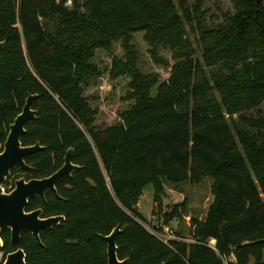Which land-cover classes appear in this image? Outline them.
<instances>
[{"label": "trees", "instance_id": "16d2710c", "mask_svg": "<svg viewBox=\"0 0 264 264\" xmlns=\"http://www.w3.org/2000/svg\"><path fill=\"white\" fill-rule=\"evenodd\" d=\"M203 1L0 0V151L28 95L35 120L19 143L43 147L2 188L49 177L67 149L76 167L55 185L57 198L27 202L25 212L62 220L39 233L40 245L19 236L24 264H106L100 237L115 226V256L126 264H264V0H233L217 23ZM137 33L154 65L167 68L159 52L169 53L164 81L139 69ZM114 43L121 56L105 73L128 79L122 100L131 105L98 129L83 89L101 76L96 51ZM204 177L211 202L202 220L189 218V243L163 244L144 229L135 206L145 186L156 201L162 182ZM182 216L184 200L162 224ZM0 241L3 257L14 251L8 230Z\"/></svg>", "mask_w": 264, "mask_h": 264}, {"label": "rangeland", "instance_id": "374dc122", "mask_svg": "<svg viewBox=\"0 0 264 264\" xmlns=\"http://www.w3.org/2000/svg\"><path fill=\"white\" fill-rule=\"evenodd\" d=\"M176 2V0H173ZM188 2L192 0H187ZM233 0H204L202 8L207 11L206 21L217 23L221 20V13L231 10V2ZM69 5V0L66 6ZM185 29H187L185 27ZM191 39V35H189ZM132 44L138 52V67L142 73H156L159 75V80L164 81L168 77L169 67L172 61L169 58V53L160 51L159 55L168 63V67H159L154 65L147 54V46L141 38V34H134ZM112 56L120 57L121 51L118 43H114L110 53L96 51L93 58L94 64L101 71V76L93 84H90L83 89V97L88 101L91 107L97 109L94 125L98 129L114 125L117 119V113L126 110L131 102L123 101L122 97L127 91V81L125 77H118L115 80H109L105 73L108 69L110 58ZM199 53H196V57ZM162 193L157 196L156 201L152 200V188L147 185L143 188L141 196L137 200L135 210L144 219L141 225L145 230L161 232L162 227L172 230V235L179 241L189 243V218L202 220L208 205L211 202L209 186L211 180L207 177L202 178L197 185L191 183H181L176 186L163 182ZM185 201V216L181 219L171 220L167 225L162 224L161 216L172 205L179 204ZM153 229V230H152ZM178 233L179 236H176ZM209 246L213 242L208 243ZM4 257L0 253V264Z\"/></svg>", "mask_w": 264, "mask_h": 264}, {"label": "water", "instance_id": "95a60500", "mask_svg": "<svg viewBox=\"0 0 264 264\" xmlns=\"http://www.w3.org/2000/svg\"><path fill=\"white\" fill-rule=\"evenodd\" d=\"M2 43H0V49ZM34 95H28L24 100L21 111L12 120L8 126V132L2 144L0 151V231L9 230V242L11 246H16L19 236L22 233H28L34 239L37 245H40L38 235L44 230H48L57 225L62 217L39 218L40 210L24 212L27 201L38 198L43 201L44 193L50 192L57 198L54 185L62 179L70 177L73 170L76 169L70 163L71 149H67L62 158L61 167L49 177L40 180L24 181L22 179L13 182V188L9 192H4L2 185L7 179L9 173L18 169L26 172L31 170L25 165L26 156L43 150L38 143L32 146L22 147L19 138L24 134V124L35 120V112L30 109L31 101ZM119 233L118 226H115L111 232L100 237L105 243L106 264H126L127 259L119 261L115 256V237ZM2 243L0 241V248ZM1 264H24V255L20 249L7 254Z\"/></svg>", "mask_w": 264, "mask_h": 264}, {"label": "built area", "instance_id": "2783aa9c", "mask_svg": "<svg viewBox=\"0 0 264 264\" xmlns=\"http://www.w3.org/2000/svg\"><path fill=\"white\" fill-rule=\"evenodd\" d=\"M153 230V229H152ZM162 231L159 232H155V231H149V233L155 237L156 239H158L159 241H161L163 244H166L169 240L174 239V236L172 235V230L162 227L161 229ZM212 242V241H210Z\"/></svg>", "mask_w": 264, "mask_h": 264}, {"label": "flooded vegetation", "instance_id": "af4514ba", "mask_svg": "<svg viewBox=\"0 0 264 264\" xmlns=\"http://www.w3.org/2000/svg\"><path fill=\"white\" fill-rule=\"evenodd\" d=\"M12 171H13V170H12ZM19 171H20V170H19ZM62 181H64V179H62V180L59 181V182L61 183ZM59 182H57V183H59ZM57 183H56V184H57ZM56 184H55V185H56ZM55 185H54V189H55ZM45 193H46V192H45ZM45 193H44V194H45ZM49 193H50V192H49ZM35 198H36V197H35ZM37 199H38V198H37ZM30 200H31V199H30ZM28 201H29V200H28ZM28 201H27V202H28ZM40 201H41V200H40ZM43 201H44V200H43ZM43 201H41V202H43ZM36 210H39V209H36ZM33 211H34V210H33ZM24 212H25V211H24ZM26 213H27V212H26ZM39 218H40V216H39ZM4 230H8V229H4ZM1 231H2V230H1ZM8 232H9V230H8ZM16 246H17V244H16ZM16 246H14V247H15L14 251H15L16 249H18V248H16ZM1 255H2V254H1Z\"/></svg>", "mask_w": 264, "mask_h": 264}, {"label": "crops", "instance_id": "0c3cea01", "mask_svg": "<svg viewBox=\"0 0 264 264\" xmlns=\"http://www.w3.org/2000/svg\"><path fill=\"white\" fill-rule=\"evenodd\" d=\"M136 206H137V204H136Z\"/></svg>", "mask_w": 264, "mask_h": 264}]
</instances>
